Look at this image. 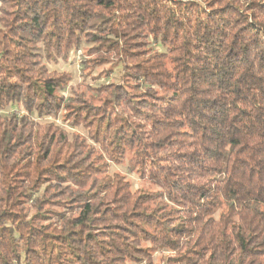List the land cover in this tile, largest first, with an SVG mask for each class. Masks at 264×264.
Returning <instances> with one entry per match:
<instances>
[{
  "label": "trees",
  "instance_id": "trees-1",
  "mask_svg": "<svg viewBox=\"0 0 264 264\" xmlns=\"http://www.w3.org/2000/svg\"><path fill=\"white\" fill-rule=\"evenodd\" d=\"M0 264H264V0H0Z\"/></svg>",
  "mask_w": 264,
  "mask_h": 264
},
{
  "label": "rangeland",
  "instance_id": "rangeland-1",
  "mask_svg": "<svg viewBox=\"0 0 264 264\" xmlns=\"http://www.w3.org/2000/svg\"><path fill=\"white\" fill-rule=\"evenodd\" d=\"M84 48V47H83ZM82 60H83V55H80V53L78 54H74L73 52L70 54V58L68 60V63L63 65L62 63H60L55 69L58 70H70L72 72L73 75V81H72V85H74L75 83H79L81 80V67H82ZM120 67H116L113 69V73L115 76H118V71H119ZM117 74V75H116ZM111 78L102 80L98 83H102V82H109ZM18 115H21V112L18 111ZM129 157H126V160L123 164L116 166V165H111L110 166V173H119L122 174L124 176H126V178L131 182L132 184V188L133 190H136L139 182L138 179L136 177L135 174L129 172L128 170V163ZM158 256V255H156Z\"/></svg>",
  "mask_w": 264,
  "mask_h": 264
}]
</instances>
